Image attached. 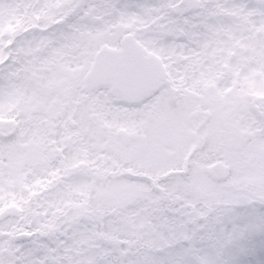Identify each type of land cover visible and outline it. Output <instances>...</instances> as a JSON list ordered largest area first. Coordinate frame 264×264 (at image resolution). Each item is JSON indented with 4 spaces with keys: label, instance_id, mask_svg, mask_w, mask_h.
<instances>
[{
    "label": "snow or ice",
    "instance_id": "snow-or-ice-1",
    "mask_svg": "<svg viewBox=\"0 0 264 264\" xmlns=\"http://www.w3.org/2000/svg\"><path fill=\"white\" fill-rule=\"evenodd\" d=\"M0 264H264V0H0Z\"/></svg>",
    "mask_w": 264,
    "mask_h": 264
}]
</instances>
